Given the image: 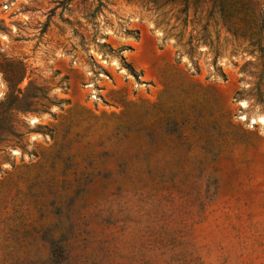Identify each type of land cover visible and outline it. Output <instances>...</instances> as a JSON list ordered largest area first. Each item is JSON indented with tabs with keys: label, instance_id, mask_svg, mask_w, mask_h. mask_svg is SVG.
I'll use <instances>...</instances> for the list:
<instances>
[{
	"label": "rangeland",
	"instance_id": "rangeland-1",
	"mask_svg": "<svg viewBox=\"0 0 264 264\" xmlns=\"http://www.w3.org/2000/svg\"><path fill=\"white\" fill-rule=\"evenodd\" d=\"M254 114L264 0H0V264H264Z\"/></svg>",
	"mask_w": 264,
	"mask_h": 264
},
{
	"label": "trees",
	"instance_id": "trees-1",
	"mask_svg": "<svg viewBox=\"0 0 264 264\" xmlns=\"http://www.w3.org/2000/svg\"><path fill=\"white\" fill-rule=\"evenodd\" d=\"M17 92L21 94V90L17 89ZM10 95L11 93H8L6 96L9 97ZM21 95L22 96L19 97L17 94H13L10 100H6L5 98V108L9 111L15 110L21 113L35 111V109H32V106L36 103V95L28 94L27 92H24Z\"/></svg>",
	"mask_w": 264,
	"mask_h": 264
},
{
	"label": "bare ground",
	"instance_id": "bare-ground-1",
	"mask_svg": "<svg viewBox=\"0 0 264 264\" xmlns=\"http://www.w3.org/2000/svg\"><path fill=\"white\" fill-rule=\"evenodd\" d=\"M240 107L245 108L247 106L246 102L244 100L240 101L239 103ZM242 118H246L245 115L242 116ZM36 119L34 117L30 118V123L33 124ZM259 124L264 125V115L262 114H254L249 117V125L251 124ZM13 152H17V150H13Z\"/></svg>",
	"mask_w": 264,
	"mask_h": 264
}]
</instances>
